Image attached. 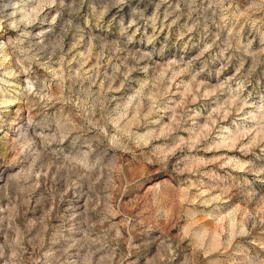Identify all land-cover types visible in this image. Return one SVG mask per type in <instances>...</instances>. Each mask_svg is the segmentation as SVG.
I'll return each instance as SVG.
<instances>
[{
  "label": "clouds",
  "instance_id": "1",
  "mask_svg": "<svg viewBox=\"0 0 264 264\" xmlns=\"http://www.w3.org/2000/svg\"><path fill=\"white\" fill-rule=\"evenodd\" d=\"M0 264H264V0H0Z\"/></svg>",
  "mask_w": 264,
  "mask_h": 264
}]
</instances>
